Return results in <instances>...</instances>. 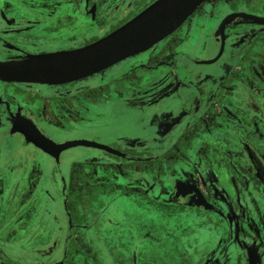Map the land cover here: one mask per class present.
<instances>
[{"label":"flooded vegetation","instance_id":"af4514ba","mask_svg":"<svg viewBox=\"0 0 264 264\" xmlns=\"http://www.w3.org/2000/svg\"><path fill=\"white\" fill-rule=\"evenodd\" d=\"M155 1L0 0V62L83 47ZM236 12L264 16V0H204L150 48L84 78H0V264L18 237L33 244L24 264H162L157 249L165 264H264V24L235 16L219 31ZM17 116L58 143L122 154L79 145L57 159L11 131ZM96 126L114 145L72 135ZM161 170L160 209L147 196Z\"/></svg>","mask_w":264,"mask_h":264},{"label":"water","instance_id":"95a60500","mask_svg":"<svg viewBox=\"0 0 264 264\" xmlns=\"http://www.w3.org/2000/svg\"><path fill=\"white\" fill-rule=\"evenodd\" d=\"M203 2L204 0H156L111 33L83 47L30 55L22 59L39 60L31 65L18 66L0 62V78L48 84L84 78L150 48L181 26ZM235 16L251 18L254 22L264 24V16L236 12L224 18L219 31ZM11 131L23 132L27 141L35 143L57 159L62 151L79 145L122 154L120 150L95 140L72 139L58 143L43 134L31 120L21 116H17Z\"/></svg>","mask_w":264,"mask_h":264},{"label":"rangeland","instance_id":"374dc122","mask_svg":"<svg viewBox=\"0 0 264 264\" xmlns=\"http://www.w3.org/2000/svg\"><path fill=\"white\" fill-rule=\"evenodd\" d=\"M107 132V130L105 128H99V127H89V128H85L83 131L81 132H73L72 135L75 134V136H80V137H85V138H93L105 143H109L111 145H114L112 143V141L110 140V138L108 137L107 134H105ZM108 133V132H107ZM20 137L17 135L14 140H19ZM85 147H74L69 149L68 153H71L73 151L76 150H80L83 149ZM95 151L98 152H102L98 149H94ZM166 174L165 170H161L159 172H154L153 171V183L152 185L154 186L152 191L150 192V194L147 196L149 198V200H151V198H153L152 204H154L155 207L157 208H163V205L160 204V201H158L157 199H162V195H164L166 193V186H164V182H165V177L164 175ZM157 183V184H156ZM122 192H127L128 195H133L134 193H138L141 194L143 191L140 190L138 188V190H134V188L131 189H127V190H123ZM159 209V210H160ZM129 217L131 218V222L137 226L138 228V223L144 224L143 221L145 220V216L141 215V214H130ZM128 217V218H129ZM127 225V223H125ZM130 225V223H129ZM149 230L154 234L156 232V230H160L162 228V223L159 222L158 220H154V221H149ZM14 239V238H13ZM11 238V242L9 246H4V249L2 252H5V257L6 260L8 262V264H24L23 263V259L22 256H25L27 258V260L29 261H34L35 258L33 256V254L31 253L32 251V247L33 244L31 243V241H27V239L22 238L20 239L19 237L15 239V241ZM131 239V238H130ZM152 239V238H151ZM129 240V238L127 239ZM22 242H26V243H22ZM131 244L130 241L127 243V248L129 249V251H131ZM153 248H159V249H164L166 247V244H164L163 246H160L159 244H152ZM154 251V249H153ZM152 251V252H153ZM163 252V251H162ZM164 252L163 254H161L160 250H155L152 253V259L155 262H160L162 264H165L164 262ZM98 257V256H97ZM95 258V257H94ZM93 259V258H91Z\"/></svg>","mask_w":264,"mask_h":264},{"label":"bare ground","instance_id":"6f19581e","mask_svg":"<svg viewBox=\"0 0 264 264\" xmlns=\"http://www.w3.org/2000/svg\"><path fill=\"white\" fill-rule=\"evenodd\" d=\"M39 60L38 59H28V60H11L8 61L7 63L11 65H18V66H24V65H31L37 63Z\"/></svg>","mask_w":264,"mask_h":264}]
</instances>
